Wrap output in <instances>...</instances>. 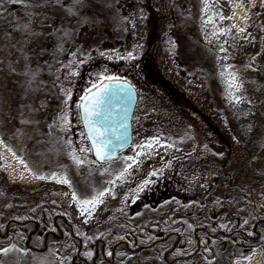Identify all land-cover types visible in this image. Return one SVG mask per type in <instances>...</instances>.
<instances>
[{
  "label": "rangeland",
  "instance_id": "1",
  "mask_svg": "<svg viewBox=\"0 0 264 264\" xmlns=\"http://www.w3.org/2000/svg\"><path fill=\"white\" fill-rule=\"evenodd\" d=\"M122 1L133 16L129 37L123 42H131L128 49L110 46L90 58L89 49L108 31L109 23L104 21L97 28L90 23L80 29L83 33L77 45L80 50L71 54L78 68L69 69L67 75L69 79L87 75V84L48 92L39 83L31 98L28 96L29 104L18 109L8 78L0 72V141L3 142L0 144V221L19 216L64 215L79 224L86 244L98 237L114 239L124 228L167 223L163 219L170 215V206L174 204L158 212L150 198L155 199L161 192L168 163L183 158L185 165L190 164L192 154L188 156L183 147L175 144V135L166 140L165 136L148 137L138 132L117 159L103 163L94 161L91 151H79L90 146L79 119L77 88H89L108 76H125L138 86L147 85L148 74L143 68L146 62L154 75L169 80L218 130V138L211 136L206 143L204 135L199 142L203 149L210 150L208 206L219 211L212 225L219 232L214 247L221 248V235L229 234L237 239L236 231L249 232L255 220L264 218V0H216L207 12L203 11L202 0H160L161 6H156V10L161 16L149 13L143 0ZM34 6L38 8V0L22 3L0 0V33L16 18L21 32L31 20L30 15L37 13ZM53 14L60 15L55 10ZM220 16L231 19L221 20ZM209 17L211 23L205 24ZM69 26H73L71 21ZM240 28L245 31L240 32ZM23 38V35L8 41L0 38L2 62L10 60L14 43L34 56L27 62H33L39 69L57 59L52 39H45L43 54L29 38L25 41ZM192 46L204 48L201 65L198 56L189 49ZM229 73L235 74L239 92L229 88ZM35 80L49 81L50 77L41 74ZM141 88L144 92L149 89ZM60 117H66V121L62 122ZM156 140L159 143L152 149L139 147ZM224 151L229 152L227 158ZM73 152L83 161L81 165L73 160ZM20 158L24 163L19 162ZM129 164L132 167L125 172ZM61 177L69 183L57 182ZM100 192L106 194L101 198L102 203L92 210L91 217L81 215L72 194L76 193L78 200H87ZM212 230L211 235L215 233ZM236 245L230 248L225 264L243 258L234 257L240 252L235 250ZM13 246V252L0 255L2 264H66L69 257L59 247L40 258L30 257L17 239L0 242V249ZM183 253V264H221L215 250L209 252L203 242L191 237ZM252 257L264 264L258 249H253L245 260ZM110 263L158 264L156 255L150 254L137 258L119 256Z\"/></svg>",
  "mask_w": 264,
  "mask_h": 264
},
{
  "label": "trees",
  "instance_id": "2",
  "mask_svg": "<svg viewBox=\"0 0 264 264\" xmlns=\"http://www.w3.org/2000/svg\"><path fill=\"white\" fill-rule=\"evenodd\" d=\"M143 3L149 13L161 16L156 10V6H161L160 0H143ZM71 5L72 0H60L59 3L56 0H38V8L34 6L37 13L30 15L31 20H28L27 27L24 26L19 32L20 25L16 18L6 25L9 27L8 30L5 27L0 33V38L5 41L23 35L22 40L29 38L37 45L35 48L38 52L41 51L43 54L46 52L43 46L45 39H52L56 45L54 56L57 59L49 61L40 69L35 67L33 62H27L33 60L34 56L18 49L15 43L10 51V60L5 62L0 60V72L8 78L18 109L29 104L31 93L36 91L39 83L44 84L48 92H61L63 87L75 88L77 84L79 86L81 83L87 84L85 83L88 80L87 75H74L71 79L67 75L69 69L78 68L71 54L76 49L80 50L77 45L83 36L80 29L84 26L92 23L97 28L104 21L109 23L108 31L98 39L94 48L89 49L90 58L96 52L108 50L110 46L129 48L131 42L128 44L123 42L129 37L128 31L132 26L133 16L129 6L122 0H90V6L81 8L78 15L69 14L67 9ZM54 10L60 15H54ZM70 21L73 26H69ZM66 32L68 35H65ZM189 49L198 56L201 65L204 61V48L192 46ZM92 66L93 64L88 68L91 69ZM98 67L100 66L93 69ZM143 68L148 74L147 85L138 86L128 77H118L130 82L137 91V103L131 120L133 138L138 132L148 137L165 136L166 140L175 135V144L183 147L188 156L192 154L190 164L185 165L183 158H179L166 165L167 179L161 187V192L157 194L158 199L157 196L153 199L152 206L155 210L158 209V212L165 206L168 207L170 203L174 204L170 206V215L163 219L167 223H161L156 227L149 224L124 228L114 239L98 237L86 244L84 232L79 224L64 215L56 214L49 217L54 221L45 230L41 223H36L43 216H19L15 217L14 221L0 223V242H6V235L14 232L20 237L18 241L24 250L31 253L51 250L55 245L62 243L70 253L66 264H111L112 259L119 256L137 258L142 254L156 255L158 264H183L184 246L190 237L203 242L209 252L211 249L215 250L221 264H225L226 255L232 251L230 248L235 243L237 244L235 250L239 249L240 252L234 257L246 258L253 249H258L264 257V218L255 220L249 232L241 229L236 231L239 235L237 239H232L229 234L224 237L221 235L222 247H214L216 234L219 232L212 223L215 222L216 213L219 211L208 206L210 193L207 187V173L212 169L208 157L210 150L203 149L199 141L204 135L206 143L210 141L211 136L218 138V130L215 126L212 127L206 114L196 104L171 86L169 80L154 75L146 62L143 63ZM33 73L35 77L47 75L50 80L38 82L35 77L33 78ZM141 86H147L149 89L144 92ZM89 88H77L79 90L77 105ZM184 123H187V126H184ZM224 154L226 158L229 156L228 151H224ZM226 161L227 159L221 162V165L224 166ZM213 228L215 233L211 235ZM60 235L62 239L59 238ZM88 252L92 253L90 257L86 255ZM31 253L28 254L30 257L40 258Z\"/></svg>",
  "mask_w": 264,
  "mask_h": 264
},
{
  "label": "snow or ice",
  "instance_id": "3",
  "mask_svg": "<svg viewBox=\"0 0 264 264\" xmlns=\"http://www.w3.org/2000/svg\"><path fill=\"white\" fill-rule=\"evenodd\" d=\"M13 2H23V0H13ZM57 3L60 2V0H56ZM202 3L204 4V9L203 11L207 12L214 3H216V0H212V3L209 2V0H202ZM90 6V0H72V5L68 7L67 11L71 15H78V12L81 8L84 7H89ZM237 7H239V4H237ZM221 20L223 19H231V17H224L220 16L219 17ZM212 18L209 17L208 20H205L204 23L208 24L211 23ZM26 27V26H25ZM240 32H244L245 29L240 28ZM65 35H68L66 32ZM221 50H223V47L221 46ZM131 55V54H129ZM227 71V69H225ZM35 77V74L33 73V78ZM107 80L112 81L115 78L108 76L106 77ZM236 76L235 74L229 73V79H228V86L229 88H235L237 92L240 91V86L236 83ZM93 89H97L95 93H93ZM107 88L103 86L101 83L100 85L93 84L91 88L87 90V95L82 96L81 100L84 101V103L78 104L77 107L82 109V116L81 119L85 122V126L87 128V133L86 136L91 142V148L86 149V148H80V152H85V151H91L96 157V161L103 162L107 159L112 158V152L114 151L111 148V139L109 138L107 134V130L105 128V119H104V113L101 109V103H102V93L106 92ZM231 96L232 94L229 93ZM237 102H238V98ZM67 103V101H65ZM60 120L62 122L66 121V117H60ZM3 142L0 141V144ZM159 141H150L144 144L139 145L141 148H148L152 149L154 144H158ZM7 148V146L5 145ZM8 151H11L10 148H7ZM15 155V153H13ZM72 158L75 161V163L79 166L83 163V161L76 156L75 152L72 153ZM128 160H133L135 161L134 157H128L126 158ZM20 163H24L22 158L19 159ZM138 163L139 161H135ZM27 167V164L24 165ZM132 167V164H129L124 171L127 172L129 168ZM123 175V173L121 174ZM155 175V173H153ZM40 179H44V177H39ZM120 177H118L119 179ZM59 183L63 184H68L69 181L66 178H59L57 180ZM106 194V192H100L96 197L92 199H87V200H78L76 193L72 194V199L74 202H76L81 209V215L87 214L89 218L92 215V210H94L99 203H102V197ZM14 246L13 247H5L0 249V255L2 256H7L9 253L13 252ZM87 256H91L92 253L88 252L86 253ZM111 255V253H109ZM2 264V262H0Z\"/></svg>",
  "mask_w": 264,
  "mask_h": 264
},
{
  "label": "water",
  "instance_id": "4",
  "mask_svg": "<svg viewBox=\"0 0 264 264\" xmlns=\"http://www.w3.org/2000/svg\"><path fill=\"white\" fill-rule=\"evenodd\" d=\"M101 83L107 88V91L102 93L101 109L104 113L105 128L111 139V148L114 150L112 158L105 160L110 161L116 159L119 153L125 150L131 143V118L137 102V92L128 81L123 79L115 78L112 81L103 79L97 85ZM96 91L97 89H93V93ZM87 94L86 91L83 96ZM81 103H84V101L80 99L79 104ZM82 111L79 108L80 122L86 136L87 128L85 122L81 119ZM87 141L91 148V142L88 138ZM92 158L96 160L93 152Z\"/></svg>",
  "mask_w": 264,
  "mask_h": 264
},
{
  "label": "flooded vegetation",
  "instance_id": "5",
  "mask_svg": "<svg viewBox=\"0 0 264 264\" xmlns=\"http://www.w3.org/2000/svg\"><path fill=\"white\" fill-rule=\"evenodd\" d=\"M161 194V193H160ZM154 198L151 196V200H153ZM157 199H158V196H157ZM14 218L15 217H9V218H6L5 220H3V221H0V223H4V222H10V221H14ZM54 220L53 219H51V218H49V217H47V216H43V217H40L38 220H37V222L36 223H41L42 224V227H43V230H45L46 228H47V226L48 225H50L52 222H53ZM19 236L18 235H16L14 232H12V233H9V234H7L6 235V239L7 240H9V239H17V240H19ZM24 238V237H23ZM59 238L60 239H62L61 238V235L59 236ZM58 238V239H59ZM61 241V240H60ZM54 247H59V248H61L62 250H63V253H66V254H68V256H70V253H69V250L67 249V247H65L62 243H59V244H57V245H55ZM51 250H47V251H42V252H38V253H34V252H30V251H25L27 254H33V255H38V256H40V257H42V256H44L45 254H47L48 252H50ZM57 253V252H56Z\"/></svg>",
  "mask_w": 264,
  "mask_h": 264
},
{
  "label": "built area",
  "instance_id": "6",
  "mask_svg": "<svg viewBox=\"0 0 264 264\" xmlns=\"http://www.w3.org/2000/svg\"><path fill=\"white\" fill-rule=\"evenodd\" d=\"M235 264H260L259 260L255 259L254 262L249 263L248 261L237 260Z\"/></svg>",
  "mask_w": 264,
  "mask_h": 264
}]
</instances>
